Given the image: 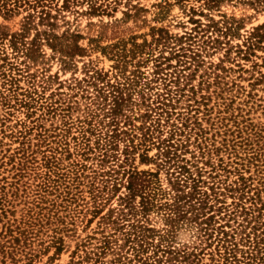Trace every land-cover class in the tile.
Here are the masks:
<instances>
[{"label": "trees", "instance_id": "trees-1", "mask_svg": "<svg viewBox=\"0 0 264 264\" xmlns=\"http://www.w3.org/2000/svg\"><path fill=\"white\" fill-rule=\"evenodd\" d=\"M123 1L63 0L58 7L55 0H0V16L29 11L20 32L0 30V57L9 67H0V106L7 110L0 117V264H37L45 256L42 264H57L68 250L67 238L77 240L68 264H199L207 250V264H264L262 133L252 128L250 135L239 121L241 113L227 116L236 97L223 95L233 86L220 75L226 70L221 63H211L213 71L201 75L198 87L192 85L205 62L197 46L206 31L227 37L240 27L221 28L212 17L203 24L193 16H208L191 7L195 26L183 35L153 28L150 43L132 41L130 50L120 43L103 48L116 58L113 83L108 73L89 65L82 79L42 74L38 82L29 73L44 57V44L60 55L63 70L77 68L75 58L86 56L79 35L56 33L57 14L87 4L83 13L100 16ZM202 1L201 9L221 0ZM255 1L264 8V0ZM262 28L250 33L245 54L264 41L258 34ZM32 29L36 33L29 41ZM238 53L243 54L240 46ZM10 55L22 56V63L8 62ZM135 59L136 69L127 75V63ZM150 61L151 77L141 71ZM26 73L31 87L23 90L19 82ZM53 81L68 92L47 97ZM214 86L221 88L203 93ZM80 94L92 102L75 121L74 99ZM18 111L24 119L9 125ZM154 215L162 217L164 227L153 224ZM95 220L91 232L78 233L79 226L88 229ZM187 228L194 240L179 242Z\"/></svg>", "mask_w": 264, "mask_h": 264}, {"label": "rangeland", "instance_id": "rangeland-1", "mask_svg": "<svg viewBox=\"0 0 264 264\" xmlns=\"http://www.w3.org/2000/svg\"><path fill=\"white\" fill-rule=\"evenodd\" d=\"M126 1L127 0H124L115 10L110 9L106 14L100 16H92L83 13L84 10L88 9L87 4L74 6L71 9L60 12L59 15L57 14V19L55 20L57 23L55 28L56 33L62 35L64 32L69 31V35H79V44L86 50V56H78L75 58L74 63L77 64V68L72 67L70 70H63L61 68V62L59 61L60 55L52 52L49 46L44 44L41 48L44 57L42 55L37 63L31 65L29 73L31 75L36 74L35 77L38 82L42 81V74H45V76L57 75L60 80H69L73 77L82 79L84 77V65H89L96 70L98 69L104 73H108V79H111L113 83L115 82V77L118 72L115 68L117 65L116 58H112V54H104L102 52L103 48L120 43L124 44V46L130 50L133 47L132 41L143 44L146 40L150 43L153 40V28L167 30L170 35L173 36L183 35L186 31H190L195 26L190 20L193 15L191 14L190 8L195 7L197 10L200 8V11H204L208 18L201 15L200 12L193 17L194 19L201 20L203 24H209L208 19L212 17L215 23L218 22L221 28L233 23L234 26L240 27V29L236 34L233 33V35L231 34L227 37L224 35L222 36L213 28L206 31L207 34H205V38H202L197 46L201 52V60L205 62L196 74L192 85L198 87V84L203 79L202 77L213 71V69L209 68L211 63L215 65L221 63L226 70L224 71L221 68L222 71L219 70L220 72H218L220 75L227 76L225 80L228 83V87L233 86L232 91L224 92L223 95L227 98L236 97L234 99L235 103L232 105L230 113H228L227 116H230L232 113H234L235 116L241 113L242 116L239 118V121H243V125L248 127V133L251 135L252 128L255 131H261L263 136L261 143L264 142V41L259 44L260 46H254L251 50H247L248 53L245 54L248 48L245 42L250 36V33L253 32V29L264 25L263 6L259 5L255 0H221L218 6H216L217 4L213 5L212 8L203 6L202 9L200 7L204 3L202 0H189L188 2L169 0L167 3H164L162 0H128L127 3ZM55 3H58V7H61L63 0H55ZM40 10L41 8L39 11ZM52 12L55 16V10ZM28 13L29 11L26 9H21L19 13L11 17L6 18L0 16V30L6 31L9 34L20 32L26 22L25 19ZM36 23H39L38 18L36 19ZM44 24H46V22H44ZM39 28L44 30L47 27L40 24ZM203 28L208 29L204 26ZM35 33L36 31L32 29L28 35L29 41L33 38ZM258 34L264 36V28H262ZM208 36L211 41L208 39ZM73 38L69 40L72 41ZM214 39H220L219 41L222 43H212ZM256 39L258 40L259 38ZM204 40L207 42L204 43ZM239 46L242 47L243 54L238 53ZM160 48L155 52L156 56H159ZM228 51L229 53L227 55ZM8 52L11 54L10 49H8ZM164 54L169 56L167 50H165ZM226 55L228 58H226ZM244 55L248 58H245ZM9 59L8 62L17 64L23 61L22 56H20L19 59H15L13 55H10ZM136 62L137 59L127 63V75H131L136 69ZM171 63L176 64V59H172ZM6 64L8 63H5L3 61V56H1L0 67L5 66L6 69H8L9 67ZM44 69L46 71H43ZM141 71L151 77L154 71V63L150 61L148 64L143 65ZM14 73L16 74L18 71L15 70ZM22 76L24 78L19 82L20 89L27 90L31 87L26 77L27 73ZM3 82L4 81L0 79V87L3 86ZM37 86L39 90H42L40 85L37 84ZM217 88L220 89L221 87L214 86L208 91H202L203 93H211ZM60 90L61 92H68V89L65 87L59 89V83L53 81L49 88H47L46 95L48 97L52 92H59ZM89 92L90 95L95 93L94 90H90ZM59 97L60 96H57L56 98ZM63 97L66 98L65 94H63ZM74 100L75 102L77 101L76 103L78 104L75 105L77 109H73L72 120L77 121L79 120L78 118H83L85 116L87 108L91 105L92 100L82 98L81 94ZM212 103H214V101ZM91 107L95 109V106ZM142 109L145 110L144 107H142ZM5 111L7 110L0 106V117H4ZM136 112L140 113L138 110H136ZM24 117L25 115L22 111H18L13 114L8 124L14 125V123L20 119H24ZM55 122H57L56 119ZM137 122L140 123V121ZM51 123V120L47 121L46 125L48 128L51 126ZM74 131L75 130H73V132ZM8 140L10 139H7V141ZM12 146L16 147L18 144L16 143ZM156 152V149H152L150 155H155ZM186 156L187 158L191 157L190 154ZM152 167L153 169L155 168V166L151 165H139L141 170ZM254 170L255 169H252L250 174H253ZM161 175L162 179L165 180V174ZM246 175L248 176L249 172L246 173ZM262 183L261 185L264 188V180H262ZM164 185L167 186V181H164ZM153 217V224L156 227H164L165 222L161 216L155 218L156 216L154 215ZM97 221L98 220H95L92 227L88 229H83V226H79L78 233L85 236L88 232H91L93 228H96ZM178 238L179 242H191L194 240L193 231H191L190 228L183 229ZM76 241L75 238L66 239L68 250L64 251L55 263L68 264L70 262L71 252L76 246ZM214 247L215 245L212 248L214 249ZM52 253L53 252H51V254ZM208 253H210L209 250L206 251V256L203 257V260L199 264L211 262ZM46 259L45 256L42 262H45ZM108 259H110V257H108ZM42 262L37 264H42Z\"/></svg>", "mask_w": 264, "mask_h": 264}]
</instances>
